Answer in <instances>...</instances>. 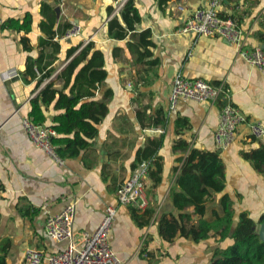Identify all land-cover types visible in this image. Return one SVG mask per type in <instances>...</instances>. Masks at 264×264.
Instances as JSON below:
<instances>
[{
    "label": "crops",
    "instance_id": "1",
    "mask_svg": "<svg viewBox=\"0 0 264 264\" xmlns=\"http://www.w3.org/2000/svg\"><path fill=\"white\" fill-rule=\"evenodd\" d=\"M113 1L0 0L3 23L26 21L25 26H5L0 31V244L6 243L7 264H23L28 249L46 253L61 250L66 242L48 237L44 225L49 215L59 213L71 200H75L76 237L93 233L104 208L115 207L108 240L122 264H209L214 249L226 248L233 242L231 237L220 239L211 232L195 241L177 233L166 240L158 232L162 214L177 216L180 212L171 200V192L179 188L183 152L174 148L179 138L197 149L219 150L224 165L225 187L207 199L204 217L212 219L220 211V197L227 194L233 202L235 221L245 212L256 222L257 230L261 227L258 218L264 211V164L257 169L244 153L264 144V138H252L247 126L240 125L235 140L219 149L213 133L221 102L182 99L170 110L168 95L177 73L211 84L224 81L231 91V104L264 126L263 74L238 54L237 45L216 36L181 32L183 20L196 7L205 5L204 0H165L161 4L160 0H133L141 15L135 31L150 30L152 53L157 58V64L144 73L147 66L137 67L125 47L128 37L118 40L107 35ZM218 9L222 17L236 21L247 49L260 46L264 50V0H223ZM52 18L55 36L50 38L41 23ZM71 21L81 26V33L61 39L58 31ZM87 39L104 53L107 74L95 97L104 99L108 110L97 124L91 146L76 158L62 159L60 165L32 143L21 120L28 116L31 99L47 83L62 87L63 78H57V73ZM76 45L77 50L67 56V50ZM117 47L121 49L114 56ZM46 71H51L50 75L36 86ZM54 102L42 105V123L48 126L58 113ZM150 140L159 143L150 145ZM148 145L154 148V155L142 160L159 162L160 181L154 183L148 175L145 208L120 205L115 196L117 185L142 161L141 152ZM198 218L193 214L191 222Z\"/></svg>",
    "mask_w": 264,
    "mask_h": 264
},
{
    "label": "trees",
    "instance_id": "2",
    "mask_svg": "<svg viewBox=\"0 0 264 264\" xmlns=\"http://www.w3.org/2000/svg\"><path fill=\"white\" fill-rule=\"evenodd\" d=\"M164 1L160 0L159 4ZM140 21L141 15L133 0H130L120 17H112L107 21L106 31L109 37L118 40L128 37L125 47L131 55V60L137 67L147 66L144 69V73H147L151 66L157 64V58L152 53L154 43L150 30L135 31V25ZM24 22L26 21L18 24V20H11L3 23L2 27L17 28L25 26ZM53 23L54 18L49 23H41L50 38L55 36L52 30ZM68 26L69 24H64L58 31L59 35L63 34ZM77 48L78 45L69 48L67 56ZM119 49L121 48L113 49L114 56ZM104 62L103 51L95 48L92 41L86 43L57 73V78H63L62 87L57 89L52 83H47L39 95L31 99L28 116L36 123L45 121L42 105L47 106L55 100L54 107L58 113L53 117L51 127L55 129L57 135L52 138V142L62 159L76 158L91 146L92 139L98 132L97 124L107 113L108 107L104 99L99 100L95 97L97 86L106 78ZM50 73L51 71L43 73L41 78L36 80V86ZM106 94H109L108 90ZM177 125H182L179 120ZM149 142L154 146L159 143L158 140ZM150 145L142 150L140 160L149 159L154 155L155 150ZM174 148L183 152L179 158L181 162L177 176L179 188L171 192L172 203L180 212L177 216L167 214L160 216L157 224L159 234L166 240H171L177 233L190 236L195 241L207 238L211 232L220 239L231 237L233 242L226 248L214 249L209 264H264V240L259 236L256 222L245 212L239 213L235 221L233 202L227 194L220 197V211L216 212L212 219L204 217L207 199L225 187L224 165L219 153L216 150L191 147L182 138L178 139ZM244 156L253 160L255 167L261 170L264 164V144L244 153ZM150 163L148 175L157 183L160 181L161 166L157 160L151 159ZM189 207H192L190 212L184 211ZM193 214L199 216L195 222H191ZM258 223L264 225V211L260 214ZM0 264H7L5 241L0 244Z\"/></svg>",
    "mask_w": 264,
    "mask_h": 264
},
{
    "label": "built area",
    "instance_id": "3",
    "mask_svg": "<svg viewBox=\"0 0 264 264\" xmlns=\"http://www.w3.org/2000/svg\"><path fill=\"white\" fill-rule=\"evenodd\" d=\"M130 0H114L108 19L120 17L126 3ZM205 5L196 7L184 20L180 27L183 33H194L202 36H216L230 44L238 46V54L250 65L257 67L264 76V50L260 46L248 48L243 45L244 33L232 18H224L219 13L223 0H204ZM181 10L182 5H177ZM3 21L0 19V31ZM81 33V26L71 21L61 39H70ZM87 39L82 46L90 42ZM182 99L197 102L220 101L221 107L218 121L213 133L217 148H227L236 138L240 125H246L252 138H264V126L257 120L248 119L238 108L231 104V91L224 81L211 84L200 78H186L180 73L173 77L168 95L169 109L176 108ZM21 124L32 143L41 148L60 165L63 160L57 154L52 138L57 135L55 129L43 123H36L32 117L25 116ZM150 163L140 161L129 177L121 181L116 188L115 196L120 205H133L143 209L147 206L145 192L146 179ZM75 200L69 201L57 214L49 215L45 221V234L55 241H65V246L58 252L46 253L39 249H28L23 264H122L108 240L116 209L107 205L103 216L93 233H82L76 237L73 231Z\"/></svg>",
    "mask_w": 264,
    "mask_h": 264
},
{
    "label": "water",
    "instance_id": "4",
    "mask_svg": "<svg viewBox=\"0 0 264 264\" xmlns=\"http://www.w3.org/2000/svg\"><path fill=\"white\" fill-rule=\"evenodd\" d=\"M218 152H219V150H218ZM259 236H260V238H262L264 240V225L263 224H261V227L259 229Z\"/></svg>",
    "mask_w": 264,
    "mask_h": 264
}]
</instances>
